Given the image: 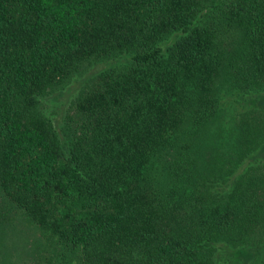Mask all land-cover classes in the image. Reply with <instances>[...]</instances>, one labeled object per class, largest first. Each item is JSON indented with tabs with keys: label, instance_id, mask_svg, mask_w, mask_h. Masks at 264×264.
I'll list each match as a JSON object with an SVG mask.
<instances>
[{
	"label": "trees",
	"instance_id": "trees-1",
	"mask_svg": "<svg viewBox=\"0 0 264 264\" xmlns=\"http://www.w3.org/2000/svg\"><path fill=\"white\" fill-rule=\"evenodd\" d=\"M262 153L264 0H0V264H264Z\"/></svg>",
	"mask_w": 264,
	"mask_h": 264
},
{
	"label": "rangeland",
	"instance_id": "rangeland-1",
	"mask_svg": "<svg viewBox=\"0 0 264 264\" xmlns=\"http://www.w3.org/2000/svg\"><path fill=\"white\" fill-rule=\"evenodd\" d=\"M77 85H78V83L73 81L65 89H63L61 92H58L54 96H51V97H54V98H52V104H50L51 106L48 107L49 110L52 111V109L58 110L59 107L61 108L63 103L66 100H68V98H69V96H67V95L70 94L76 88ZM54 115H58V114L54 113ZM261 156L264 157V153H262Z\"/></svg>",
	"mask_w": 264,
	"mask_h": 264
}]
</instances>
